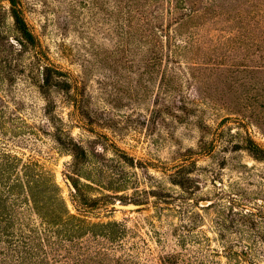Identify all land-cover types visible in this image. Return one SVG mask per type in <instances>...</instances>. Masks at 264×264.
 <instances>
[{
  "label": "rangeland",
  "instance_id": "374dc122",
  "mask_svg": "<svg viewBox=\"0 0 264 264\" xmlns=\"http://www.w3.org/2000/svg\"><path fill=\"white\" fill-rule=\"evenodd\" d=\"M23 1L26 20L49 61L81 86L77 115H71L65 94L56 91L53 113L66 124L67 135L97 156L92 162L104 165L91 181L81 180L90 185L89 195L100 199L90 208L74 201L64 175L71 156L43 132H54L44 115L46 101L23 75L11 94L0 91V107L10 111L16 95L23 105L20 115L34 129L16 138L11 148L52 172L72 214L90 222L123 223L127 240L137 244L144 262L157 263L173 250L183 255L179 264H264V159L246 150L248 134L264 149V0H187L183 10L164 1L156 7L151 0L129 5ZM172 11L187 13L177 27L179 61L199 68L201 93L191 91L189 113L175 118L164 111L154 120L161 73L145 69L144 56L152 46L143 39L159 34L155 15L168 26ZM169 63L170 51L162 65ZM107 143L141 164H119ZM184 162L191 163L196 184L190 206L178 214L165 207L170 201H187L188 192L171 178ZM120 182L121 188L111 190ZM201 200L210 205L203 207ZM113 203L141 207L118 210Z\"/></svg>",
  "mask_w": 264,
  "mask_h": 264
},
{
  "label": "trees",
  "instance_id": "16d2710c",
  "mask_svg": "<svg viewBox=\"0 0 264 264\" xmlns=\"http://www.w3.org/2000/svg\"><path fill=\"white\" fill-rule=\"evenodd\" d=\"M114 1L125 5L135 2ZM151 1L156 7L164 1L172 9L183 10L187 0ZM186 15V12L174 14L172 11L173 20L168 26L160 25L161 15H155L154 20L159 22H155L154 27L159 29V34L151 41L143 39L144 45L151 42L152 46L149 54L144 56L145 69H150L151 73H161L153 100L154 105H159L154 110V120L164 111L175 118L189 113L191 91L194 88L201 93L202 75L196 72L199 68L194 64L183 67L179 61L181 46L177 43V27ZM7 32L12 35L9 36ZM165 48L168 53L170 51V63L163 66L164 57L168 54L164 55ZM167 70H170V76ZM20 75L46 101L44 115L48 116L54 132L48 133L47 129L43 132L51 134L57 145L71 156L64 175L74 190V201L80 203L82 208L92 207L100 198L91 197L86 190L90 185L81 180L91 181V176L95 178L98 172L101 173L104 165L92 162V157L97 156L66 134V124L53 113L55 103L51 96L54 91L63 92L72 107L71 115H77L83 98L81 86L72 83L75 79L49 61L26 20L24 1L0 0V91L5 96L13 92ZM16 97L11 96L10 101L14 102V106L10 111L0 107V264H179L183 261L181 253L170 250L157 263L144 262L137 244L127 240L129 234L123 223L90 222L72 214L52 172L36 160L24 159L11 148L17 142L16 138L34 130L20 115L23 105ZM77 126L93 131L92 127L87 129L80 123ZM95 136L108 141L104 135L96 133ZM107 144L112 147L114 159L119 164L130 167L141 164L117 146ZM247 144L246 150L252 156L258 160L264 159V149L255 143L250 134ZM190 164H178L176 173L171 177L175 185L188 192L187 201L167 202L169 206L165 209L183 214L190 206L189 200L194 197L192 189L196 184ZM122 186V182L116 183L111 190ZM100 197L109 198L110 195ZM209 205L210 202L203 207ZM247 212L254 213L250 209ZM247 264L254 263L248 261Z\"/></svg>",
  "mask_w": 264,
  "mask_h": 264
},
{
  "label": "water",
  "instance_id": "95a60500",
  "mask_svg": "<svg viewBox=\"0 0 264 264\" xmlns=\"http://www.w3.org/2000/svg\"><path fill=\"white\" fill-rule=\"evenodd\" d=\"M202 206H206L209 204L208 201L203 200L200 202ZM111 206L115 209L118 210H128V211H133L141 207L140 204H135V203H127V204H122V203H113Z\"/></svg>",
  "mask_w": 264,
  "mask_h": 264
}]
</instances>
